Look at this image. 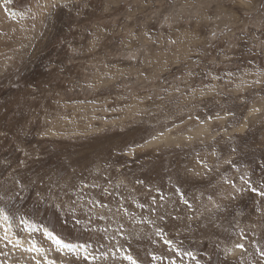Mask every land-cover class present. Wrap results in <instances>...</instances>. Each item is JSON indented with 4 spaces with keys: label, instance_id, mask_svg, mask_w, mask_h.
<instances>
[{
    "label": "rangeland",
    "instance_id": "rangeland-1",
    "mask_svg": "<svg viewBox=\"0 0 264 264\" xmlns=\"http://www.w3.org/2000/svg\"><path fill=\"white\" fill-rule=\"evenodd\" d=\"M262 192L264 0H0V264H264Z\"/></svg>",
    "mask_w": 264,
    "mask_h": 264
},
{
    "label": "snow or ice",
    "instance_id": "snow-or-ice-1",
    "mask_svg": "<svg viewBox=\"0 0 264 264\" xmlns=\"http://www.w3.org/2000/svg\"><path fill=\"white\" fill-rule=\"evenodd\" d=\"M260 195H264V192L260 193ZM46 235H48L49 237H51L55 241V243L58 244V245H61V246L66 247V248H73V247H75V245H72V244H65L61 239L53 236L52 233H50V232H46ZM237 246L238 247H241V248L243 247V245H237ZM128 259L131 260V257H128ZM133 264H135L134 261H133Z\"/></svg>",
    "mask_w": 264,
    "mask_h": 264
},
{
    "label": "bare ground",
    "instance_id": "bare-ground-1",
    "mask_svg": "<svg viewBox=\"0 0 264 264\" xmlns=\"http://www.w3.org/2000/svg\"><path fill=\"white\" fill-rule=\"evenodd\" d=\"M205 129H203V128H200L197 132H196V135H204V131ZM195 133V132H194ZM195 135V134H194ZM162 141V140H161ZM245 162V160H243V158H242V155L240 156V160H237V159H235V162H233V161H231L230 163L231 164H243Z\"/></svg>",
    "mask_w": 264,
    "mask_h": 264
}]
</instances>
